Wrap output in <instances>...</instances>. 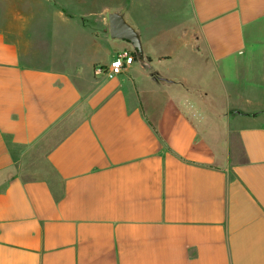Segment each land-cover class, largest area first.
I'll use <instances>...</instances> for the list:
<instances>
[{"label": "crops", "instance_id": "crops-1", "mask_svg": "<svg viewBox=\"0 0 264 264\" xmlns=\"http://www.w3.org/2000/svg\"><path fill=\"white\" fill-rule=\"evenodd\" d=\"M70 6L7 0L0 16V264H264V102L216 88L234 107L243 159L215 165L176 95L202 77L152 49L188 16L195 51L235 81L264 51V0H169L151 17L119 8L143 52L112 79L92 66L136 49L110 26L107 63L73 72L34 61L33 26L111 13ZM244 71L254 87L258 74Z\"/></svg>", "mask_w": 264, "mask_h": 264}, {"label": "rangeland", "instance_id": "rangeland-1", "mask_svg": "<svg viewBox=\"0 0 264 264\" xmlns=\"http://www.w3.org/2000/svg\"><path fill=\"white\" fill-rule=\"evenodd\" d=\"M167 1L169 0H67L72 10L82 11L85 9L95 12L109 10L115 12L121 7L131 5L148 17L154 15L153 12L156 11V8L161 11L157 14H163L162 8ZM158 5L161 6L158 8ZM6 12L7 0H0V16ZM76 18L78 16H73V19ZM77 21L79 26H62L58 29L55 26H33L35 30H33L34 39L31 42V48L34 52V61L73 72L77 69L81 72L86 71L90 67L89 60L91 59L100 63L109 62L114 56L115 50L110 43L114 39L110 36L107 37L110 26L108 14L80 16ZM172 25L175 26L176 24H170V26ZM186 26H194L193 19H189L188 16L178 22L175 30L168 29L166 32L168 38L159 46L153 47V52L155 51L162 56L169 53L171 61L167 63L171 69L186 76L196 77L199 75L202 77L200 86L189 83L177 88V98L186 103L185 112L199 130V146L204 151L215 155L214 164L224 165L229 161H240L243 159L241 144L236 135L230 132V117L234 112V107L228 103L224 94L221 95V91H216V88L220 90L226 87L229 90L237 88L246 94L249 93L250 97L255 98V101L263 104L264 51L255 49V53L248 57L250 62L246 59L242 63L240 62L241 67L237 71V74L241 72L243 76L245 68L247 70L250 67L252 73H257L258 77L254 79L256 81L254 87L247 86L242 76L235 81L233 80L234 82L226 80L222 82L215 64L204 60L198 54L197 49L195 51L192 41L184 32ZM164 31L162 29L161 33ZM149 32L150 34L155 33L154 31ZM98 38L105 39L99 40ZM171 39L174 41L169 42ZM89 44L93 45L89 46ZM96 65L92 66L93 69ZM25 176H30V174Z\"/></svg>", "mask_w": 264, "mask_h": 264}, {"label": "water", "instance_id": "water-1", "mask_svg": "<svg viewBox=\"0 0 264 264\" xmlns=\"http://www.w3.org/2000/svg\"><path fill=\"white\" fill-rule=\"evenodd\" d=\"M108 19L110 24V35L112 38L128 40L139 53L143 52L140 34L125 20L122 14L111 12L108 15Z\"/></svg>", "mask_w": 264, "mask_h": 264}, {"label": "built area", "instance_id": "built-area-1", "mask_svg": "<svg viewBox=\"0 0 264 264\" xmlns=\"http://www.w3.org/2000/svg\"><path fill=\"white\" fill-rule=\"evenodd\" d=\"M133 60V54L127 50H123L117 53L108 64H97L93 72L95 76H104L112 79L120 75Z\"/></svg>", "mask_w": 264, "mask_h": 264}, {"label": "trees", "instance_id": "trees-1", "mask_svg": "<svg viewBox=\"0 0 264 264\" xmlns=\"http://www.w3.org/2000/svg\"><path fill=\"white\" fill-rule=\"evenodd\" d=\"M134 57H141L142 54L141 53H138V51L136 50L134 53H133Z\"/></svg>", "mask_w": 264, "mask_h": 264}]
</instances>
